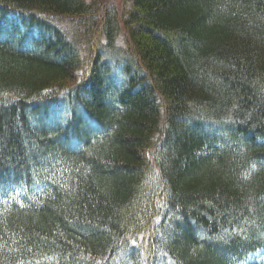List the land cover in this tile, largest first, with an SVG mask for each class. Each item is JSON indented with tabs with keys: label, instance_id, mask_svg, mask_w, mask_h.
<instances>
[{
	"label": "trees",
	"instance_id": "trees-1",
	"mask_svg": "<svg viewBox=\"0 0 264 264\" xmlns=\"http://www.w3.org/2000/svg\"><path fill=\"white\" fill-rule=\"evenodd\" d=\"M0 264H264V0H0Z\"/></svg>",
	"mask_w": 264,
	"mask_h": 264
},
{
	"label": "rangeland",
	"instance_id": "rangeland-1",
	"mask_svg": "<svg viewBox=\"0 0 264 264\" xmlns=\"http://www.w3.org/2000/svg\"><path fill=\"white\" fill-rule=\"evenodd\" d=\"M99 1H103V0H99ZM104 1H105V0H104ZM106 1H109V2H113V1H115V3H118L119 0H106ZM77 74H79V72H77ZM75 78H76V80L78 79L77 76H76Z\"/></svg>",
	"mask_w": 264,
	"mask_h": 264
}]
</instances>
